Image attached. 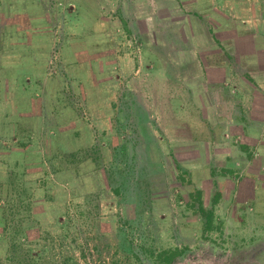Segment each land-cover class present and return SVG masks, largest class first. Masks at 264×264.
<instances>
[{
  "label": "rangeland",
  "instance_id": "374dc122",
  "mask_svg": "<svg viewBox=\"0 0 264 264\" xmlns=\"http://www.w3.org/2000/svg\"><path fill=\"white\" fill-rule=\"evenodd\" d=\"M166 1L0 0V181L17 163L31 168L34 220L26 227L38 264H138L119 250V210L104 172L55 174L40 162L56 148L53 137L67 150L102 140L111 162L122 142L114 106L131 87L130 64L142 53L145 57V42L147 47L158 42L156 37L145 41L130 22L146 18L149 5L161 26ZM236 1L240 7L246 0ZM120 9L130 34L117 15ZM194 11L183 13L193 16ZM204 122L193 123L190 147L175 148L155 132L166 176L158 182L148 229L135 234V241L158 251L188 248L175 264H264V145L237 157L232 151L238 145L229 137V150L217 152L210 142L215 129ZM24 129L34 133L28 151L17 149ZM75 133L81 134L78 141ZM176 160L206 190L207 203L218 184L224 194L216 209L221 232L204 236L199 217L188 207V191L178 181ZM2 240L0 226V264H9Z\"/></svg>",
  "mask_w": 264,
  "mask_h": 264
},
{
  "label": "crops",
  "instance_id": "0c3cea01",
  "mask_svg": "<svg viewBox=\"0 0 264 264\" xmlns=\"http://www.w3.org/2000/svg\"><path fill=\"white\" fill-rule=\"evenodd\" d=\"M180 1L165 2L162 27L149 5L146 18H132L137 34L145 41L156 37L158 42L148 47L145 42V57L142 53L141 59L131 62L130 90L175 148L190 147L193 123L209 121L215 129L210 142L217 152L229 150V137L239 146L232 151L236 156L260 150L264 145V2L246 0L239 7L236 0ZM187 8L196 10L193 16L184 15ZM223 10L225 17L220 16Z\"/></svg>",
  "mask_w": 264,
  "mask_h": 264
},
{
  "label": "trees",
  "instance_id": "16d2710c",
  "mask_svg": "<svg viewBox=\"0 0 264 264\" xmlns=\"http://www.w3.org/2000/svg\"><path fill=\"white\" fill-rule=\"evenodd\" d=\"M124 30L130 34L129 21L121 10L118 12ZM117 112L115 131L122 142L113 149L111 162L107 158L103 141L91 147L80 146L77 150H67L61 139L53 137L52 155L42 160L59 174L73 171L76 176L83 173L104 172L107 185L115 196L119 210L117 215L119 250L132 256L138 264H175L186 256L188 248L158 251L135 241V234L148 229L149 217L157 205L156 188L166 176L161 143L155 132H163L158 122L152 118L139 97L130 89L122 92L114 106ZM78 141L80 133L74 134ZM18 150L28 151L33 146L34 133L27 129L17 135ZM172 156L174 157V153ZM178 181L189 195L188 207L199 217L203 234L211 235L222 231L216 209L224 199L223 192L215 185L216 191L207 203V192L199 189L192 173L177 160ZM31 168L17 163L5 182L0 181V226L3 228V242L7 247L9 264H38L37 254L29 240V228L34 220L33 189L29 187ZM87 169V170H86Z\"/></svg>",
  "mask_w": 264,
  "mask_h": 264
}]
</instances>
